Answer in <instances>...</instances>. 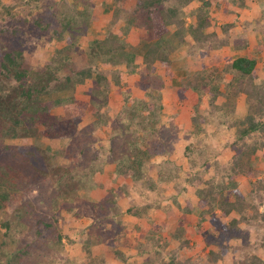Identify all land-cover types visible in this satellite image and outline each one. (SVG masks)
I'll use <instances>...</instances> for the list:
<instances>
[{
  "label": "trees",
  "instance_id": "trees-1",
  "mask_svg": "<svg viewBox=\"0 0 264 264\" xmlns=\"http://www.w3.org/2000/svg\"><path fill=\"white\" fill-rule=\"evenodd\" d=\"M25 1L27 5H32V10L34 6L40 9L41 15L35 20V24L43 32H52L55 38L51 36L50 41L55 39L57 42L65 43L62 48L55 49L50 62L43 68H38L37 71H32L24 61L23 40L20 39L19 42L16 40L22 32L19 24L22 23L25 26L29 20L19 17L13 9L18 4L23 5ZM101 1L105 12L111 15V20L106 24L102 36L89 42V46L84 50L78 44L80 39L87 35L96 19L94 15V9L98 5L96 0H72L70 3L67 0H10V3L3 0L5 3L0 4V24H7L0 29V214L9 213L11 201L19 202V199L13 198V195L22 200L21 191L24 189L32 187V190L44 191L45 182L51 178L50 185L53 186L56 198L64 200L63 205L68 211L74 213L73 216L76 219L80 220L84 217L97 219V223L89 228L87 235L88 251L91 252L93 245H100L103 246V254L115 257L121 255L120 249L128 246L130 242L124 234L127 226L118 220L122 216L119 201L129 199L128 201L132 204L134 198L131 194L134 193L139 200L135 198L126 212L144 221L151 216L152 209L165 207L162 204L163 200H158L162 193L157 190L158 181L154 179L155 175L149 168L151 163L164 166L159 157L160 153L157 151L158 147L155 146L156 143L151 144L149 140H146L147 136H155L159 133L157 127L161 119L155 113V109L150 110V103L154 104L153 100L157 98L155 96L160 91L162 93L167 86L172 85V81L177 76L176 72L183 69L182 66L177 67L179 70L173 66L175 60L172 56L186 43V35L188 34L200 44L205 43L209 36L206 30L211 26V21L209 15L204 12L205 9L202 8L199 11L198 22L186 23L183 11L194 0ZM202 1L203 7L208 8L211 5L210 0ZM223 1L228 2L233 8L246 10L250 9L251 4L256 0ZM130 2L133 3L129 8ZM57 4L63 6L60 18L54 19L58 26L53 28L52 23L43 20L42 10ZM67 4L70 8L66 9L64 6L66 7ZM231 13L234 11L232 10ZM237 19H239L238 15L234 21ZM15 23L18 24L16 27H14ZM119 23L122 25L118 29L115 28ZM234 26L235 24H229L227 28L225 27L226 32L228 33V30ZM132 30H137L140 34V40L136 45L127 42ZM75 58L80 62L76 63ZM100 65L113 67L111 74H108L105 69L101 70ZM256 65L255 58L238 55L217 77L213 72L207 74V70L194 74H190L187 70L186 77L180 83L185 90L192 89L200 95L202 92L210 93L213 100L225 95L226 106L229 105V101H233V96L239 97L240 93L247 95L249 112L236 125L238 142L245 141L254 133L264 131V83L262 86L254 83ZM214 69H217L216 65ZM137 75L140 78L138 85L145 86L147 99L144 97L134 100L133 105L122 110L125 114L123 117L121 111L114 116L101 112L109 104L111 89L129 87L125 76ZM226 78L229 79L231 86L236 83V86H239L234 95L222 92L221 83ZM87 83H91L90 89L86 92L88 101L81 102L75 94L79 86ZM128 100H130L129 96L125 101ZM252 100L257 105L253 104ZM86 107L90 108L92 116L96 118L91 122L90 127L88 126L90 132L94 133L104 127L112 129L109 138V155L100 158L98 151L92 148L94 142L89 141L84 147L79 148L81 160L77 165L63 164L59 162L60 159L77 156L76 147L80 145L82 138L77 135L78 123ZM55 108H62L67 114L56 115L53 113ZM155 108L157 109L158 106ZM173 130L176 133V129ZM175 133L167 138V142L159 145L172 143L178 136ZM85 136L88 135L85 134ZM42 139L52 143L63 140L72 141L66 149H63L57 148L52 143L43 147L40 143ZM8 140H26L32 143H29L28 147H15L8 145L6 143ZM259 148L264 150V141L259 144ZM69 149L70 151L67 152ZM256 149L258 148L253 147V151ZM168 152V150L163 151V154L167 155ZM167 161L174 162L171 159ZM174 168L176 173L178 166L174 165ZM241 169V164H235L233 171L236 174ZM106 176L113 183H117L119 178L130 179L132 181L130 190L128 191L129 188L125 185L110 186L106 196L100 201L92 200L90 198L92 192L99 187L103 188L104 183L101 178ZM189 181L185 179V183ZM139 183L141 187L138 186ZM235 185L233 183V186ZM199 193L204 200L208 198L204 190H200ZM208 193L211 200H216L212 190ZM220 198L223 203V213L230 214L232 204L230 206L222 194ZM142 200H145V203L140 205L139 202ZM85 206L87 208L84 209ZM19 207L20 205H17L11 219L0 221V232L2 229L6 230L3 235L0 233L3 236L0 243V258H7L9 255L10 243L4 239L10 237L15 224L27 220L26 216L29 221L37 218L46 226L54 227L52 223L43 222L44 216L39 212L34 213L33 207L25 208L24 212ZM88 211L91 214L86 216ZM48 212L46 211V215H49ZM257 213L260 215L259 212ZM50 217L54 219L56 214H50ZM261 217L264 224V213ZM52 221H56V218ZM238 221L234 220V226L239 223ZM24 225L27 226V223ZM148 232L151 238L160 233L156 225H152ZM182 233V230H176L174 238L181 240ZM62 238L61 235H57L58 244L62 245ZM34 245V242L31 245H23V241L18 244V251L12 256V261L10 260L12 264H23L21 260L26 256H31L32 263L35 264L36 256L29 250V246L32 248L35 247ZM218 247L221 252L225 249V246L221 244ZM220 255L222 256L219 252L211 251L208 256L210 264L222 259ZM104 259L102 255L101 261H105ZM164 264L180 263L173 256L168 263ZM250 264H264V262L257 258Z\"/></svg>",
  "mask_w": 264,
  "mask_h": 264
},
{
  "label": "rangeland",
  "instance_id": "rangeland-1",
  "mask_svg": "<svg viewBox=\"0 0 264 264\" xmlns=\"http://www.w3.org/2000/svg\"><path fill=\"white\" fill-rule=\"evenodd\" d=\"M4 1L10 3V0ZM67 1H69L68 3L72 2V0ZM96 1L98 3L94 9L96 19L87 35L80 39L78 44L82 50L89 46V42L102 36L106 24L111 20V15L105 12L102 1ZM210 1L211 5L207 8L203 7L202 0H194L183 11L186 23L189 24L193 21L198 22L199 11L202 8L205 9L204 12L209 15L211 21V26L206 30L209 34L208 39L205 43L200 44L187 34L186 43L179 48V52H175L176 55L188 51L186 54H189L191 60L193 59L195 62L189 71L193 74L196 73L195 70H201L202 64L207 59L208 65H210L207 74L213 72L215 77L238 55L254 57L257 60L254 83L262 86L264 83V0H256L251 4L250 9L246 10L233 8L223 0ZM1 3L3 0H0ZM132 3H129V8ZM30 6L25 1L23 5L18 4L13 9V12L18 13L19 17L29 20L25 26L22 23L19 24L22 32L16 40L18 42L20 39L23 40L24 46H19H22L24 61L32 71H37L38 68H43L50 62L55 49L62 48L65 43L57 42L55 39L50 41L55 38L52 32H43L35 24V20L41 15L39 14L40 9L34 6L32 10V5ZM62 6V4H57V6L42 10L43 20L52 23L53 28L58 26L54 19L60 18ZM64 8H70V5L67 4ZM232 10L234 13H231ZM237 15L239 19L234 21ZM229 24H235V26L227 33L226 28ZM4 25L0 24V29ZM14 25L16 27L18 24ZM121 25L119 23L115 28L118 29ZM128 37V42L137 44L139 39L137 33H130ZM222 44L224 45L221 46ZM205 52L208 55H205ZM182 57L185 58V55ZM75 60L76 63L80 62L77 58ZM186 60L184 59L182 62H186ZM218 60L220 62L216 65L217 69H214L212 63ZM100 67L101 70L105 69L108 74H111V70H113V67L101 65ZM122 68L125 70L124 67ZM183 74L180 73L179 77L177 76L170 88L167 86L162 90V93L160 91L162 95L158 93L155 96L157 97L153 100L155 105L149 101L150 110L155 109V113L161 119L157 127L159 133H156L155 136H147L146 140H149L151 144L156 143L155 146L158 147L157 151L160 153L159 157L164 164V166H157L151 163L149 168L155 175L154 179L158 181L157 190L162 193L158 200H163L162 204L165 207L152 209L151 216L144 221L128 215L126 212L136 198L134 193L131 194L134 198L132 204L128 201L129 199L119 201L122 216L118 220L127 226L126 233L124 231L123 233L130 240L128 246L120 249L121 255L115 257L105 255L103 246L100 245H93L91 252L88 251L87 235L89 228L97 223V219L95 217L76 219L73 216L74 213L68 211L67 207L63 205L64 200L56 198L53 186L50 185L51 178H49L45 182L44 191L32 190V187L24 189L21 191L23 193L22 200L13 195V198L19 199V202L11 201V206L8 208L9 213L6 215L1 213L0 221L11 219L14 216L15 208L20 205L19 208L22 212L25 208L33 207L34 213L39 212L44 216L43 222L52 223L54 227L46 226L37 218L29 221L26 216L27 220L15 224L10 232V237L4 239L10 243L9 255L7 258H0V264H12V256L16 254L18 244H21L22 241L23 245L35 243V247L29 246V250L36 256L34 257L35 264H143L144 262L164 264L168 263L173 256L180 264H210L208 256L211 251L222 254V256L220 255L222 259L213 264H250L257 258L264 262V224H262L263 218L261 217V214L264 213V150L259 148V144L264 141V131L254 133L245 141L238 142L236 125L249 112L247 95L240 93L239 97L233 96L234 99L228 102V106L225 105V95L216 98V100H213L212 95L207 92H202L201 95L189 92L186 95L178 89ZM139 79L137 76L130 77L128 78L129 87L112 88L109 104L101 112L114 116L116 111L117 113L121 111L123 117L125 114L122 110L133 105L134 100L144 97L147 99L145 86L138 85ZM229 82V79L226 78L221 83L222 92L234 95L239 86H236L237 83L231 86ZM90 85L91 83H87L78 87L75 95L79 101H88L86 92L90 89ZM138 89L140 90L137 91ZM127 96L130 100L126 102ZM252 101L257 105L254 100ZM156 106H158L157 109ZM53 113L59 116L67 114L62 108H55ZM83 114L80 123H78L77 135L82 138L80 145L76 147L77 156L60 159L59 162L63 164L77 165L81 160L79 148L84 147L85 143L89 141L94 142L92 148L98 151L100 158L109 155V138L112 129L104 127L94 133L90 132V124L96 118L92 116L88 107L84 109ZM173 129H176L178 135L176 139L164 146L159 145L162 142H167V138L172 137V134L175 133ZM71 141L63 140L52 143L42 139L40 143L43 147L52 143L57 148L66 149ZM6 143L15 147H28L32 142L8 140ZM253 147L258 149L253 151ZM166 150L169 151L167 155L163 154V151ZM69 151L70 149L67 152ZM169 159L174 162H168ZM235 164H241L243 169L236 174L233 171ZM174 165L178 166L176 173ZM185 179L190 181L185 183ZM101 181L104 183V189L101 187L95 189L90 196L92 200L100 201L106 196L110 186L125 185L129 191L132 184L130 179L124 180L123 178H119L117 183H113L108 176L101 178ZM233 183L236 185L233 186ZM138 186L141 187L140 183ZM200 190H204L208 198L204 200V197L199 193ZM210 190L214 192L216 200L210 199L208 193ZM144 191L147 193V190L144 189ZM80 193L82 195V192ZM221 194L230 206L232 204L231 208L228 205L232 211L228 215L223 213ZM144 203L145 200L139 202L140 205ZM46 211H49V215H46ZM54 213L56 221H52L55 218L50 217V214ZM87 214L86 216H89L91 213L88 211ZM234 220H239L236 226H234ZM26 223L27 226L24 225ZM164 223L168 225H163ZM152 225H156V229L160 232L153 238L148 232ZM176 230H182L181 240L174 238ZM5 232L6 230L2 229L0 233L3 235ZM2 235H0V243L3 240ZM57 235L63 237L62 245L57 243ZM157 238L158 240H156ZM220 244L227 250L224 249L221 252L218 247ZM102 255H104L105 261H101ZM21 261L23 264H30V262L34 264L31 256H26Z\"/></svg>",
  "mask_w": 264,
  "mask_h": 264
},
{
  "label": "crops",
  "instance_id": "crops-1",
  "mask_svg": "<svg viewBox=\"0 0 264 264\" xmlns=\"http://www.w3.org/2000/svg\"><path fill=\"white\" fill-rule=\"evenodd\" d=\"M136 31V32H135ZM137 33L138 34V36H139V39H138V41L140 40V34H139V31H137V30H132V32L131 33ZM130 35V34H129ZM129 41V37L127 38V42ZM129 44H131L130 42H128ZM138 43V42H137ZM133 44V43H132ZM134 45V44H133ZM136 45V44H135ZM254 49V48H253ZM181 50V49H180ZM264 51V50H263ZM176 52H179V49L176 51ZM188 51H184L182 54H180V55H176V53L174 54V56H172V59L173 60H175V63L173 64V66L174 67H176V69H178L177 67H183V69L182 70H179V71H177L176 72V74H177V76L179 77V75H180V73H184L183 74V76H182V78L180 79V83H181V80H183L185 77H186V74H187V70H188V72L189 71H191V68H192V64L193 65H195V62H194V60L192 59L191 60V56H189V54L187 55L186 53H187ZM255 53V52H254ZM264 53V52H263ZM183 55H185V58H183L182 56ZM205 55H206V52H205ZM208 55V54H207ZM177 59H175V58ZM182 57V58H181ZM204 57V56H203ZM196 58V57H195ZM194 58V59H195ZM254 58V57H253ZM184 59H187L186 60V62H182V61H184ZM198 59V58H197ZM256 59V58H255ZM205 63L204 64H202V67H201V70H199V71H197V70H195L196 72H200V71H203V70H208V69H210L209 67H210V65H208L209 63H208V60L206 59V61H204ZM220 62V60H218L217 62H213L212 63V65L213 66H215V65H218V63ZM220 65V64H219ZM229 65V64H228ZM190 73V72H189ZM190 74H193V73H190ZM177 76H176V78H177ZM135 77V76H134ZM137 77H138V75H137ZM128 78H130V77H128ZM128 78H127V76H125V81H127V82H129L128 81ZM175 78V79H176ZM174 79V80H175ZM173 80V81H174ZM172 81V82H173ZM173 85V84H172ZM172 85H170L169 86V88L172 86ZM175 86V85H174ZM118 89V88H117ZM178 89H180V92H182V93H185L186 95L190 92V93H192V94H197L195 91H193L192 89H184L183 87H182V85H179V88ZM140 89H138L137 91H139ZM122 100L124 101V98H122ZM117 113V111L115 112V114ZM110 167H111V165H110Z\"/></svg>",
  "mask_w": 264,
  "mask_h": 264
}]
</instances>
